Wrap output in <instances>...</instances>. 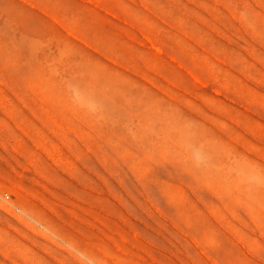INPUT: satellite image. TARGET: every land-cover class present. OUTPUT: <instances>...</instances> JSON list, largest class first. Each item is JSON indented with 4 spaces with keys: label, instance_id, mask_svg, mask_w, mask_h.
<instances>
[{
    "label": "rangeland",
    "instance_id": "1",
    "mask_svg": "<svg viewBox=\"0 0 264 264\" xmlns=\"http://www.w3.org/2000/svg\"><path fill=\"white\" fill-rule=\"evenodd\" d=\"M0 264H264V0H0Z\"/></svg>",
    "mask_w": 264,
    "mask_h": 264
},
{
    "label": "bare ground",
    "instance_id": "2",
    "mask_svg": "<svg viewBox=\"0 0 264 264\" xmlns=\"http://www.w3.org/2000/svg\"><path fill=\"white\" fill-rule=\"evenodd\" d=\"M152 131H153V134L156 136V138H158L159 140L172 143L174 145L176 151H177V148L178 149L179 148H182V149L185 148V149H187V152H185V153H188L189 156L194 155V153L191 151L195 148L194 140L191 139L193 137V132L190 131L189 129L186 130V129H180V128H176V127H168V129H166V130L160 129V130L155 131L152 127ZM203 150L208 155L209 150H207V147L203 146ZM90 257L92 258V256H90Z\"/></svg>",
    "mask_w": 264,
    "mask_h": 264
},
{
    "label": "clouds",
    "instance_id": "3",
    "mask_svg": "<svg viewBox=\"0 0 264 264\" xmlns=\"http://www.w3.org/2000/svg\"><path fill=\"white\" fill-rule=\"evenodd\" d=\"M249 182H250V183H254V184L259 183V182H260V178H259V176H258L257 174L254 173V174L249 178Z\"/></svg>",
    "mask_w": 264,
    "mask_h": 264
}]
</instances>
